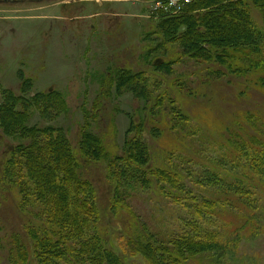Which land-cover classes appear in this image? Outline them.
<instances>
[{
    "label": "rangeland",
    "instance_id": "obj_1",
    "mask_svg": "<svg viewBox=\"0 0 264 264\" xmlns=\"http://www.w3.org/2000/svg\"><path fill=\"white\" fill-rule=\"evenodd\" d=\"M170 1L0 0V264H264V7L248 0L257 39L206 58L185 53L186 24L163 27L197 0ZM57 134L76 160L66 202L23 152L61 162Z\"/></svg>",
    "mask_w": 264,
    "mask_h": 264
},
{
    "label": "trees",
    "instance_id": "obj_2",
    "mask_svg": "<svg viewBox=\"0 0 264 264\" xmlns=\"http://www.w3.org/2000/svg\"><path fill=\"white\" fill-rule=\"evenodd\" d=\"M253 1H256L257 3H262V6L264 7V0H253ZM191 7L192 8L190 10L187 9V12L180 17L181 19L183 18L182 22L179 23L180 18L174 16L172 19L166 18L165 24L163 25V27L165 28L164 30L165 34H167L168 37L171 36L169 38H174V39L179 38L176 35L179 24L184 23L189 27L188 30L183 33V38L181 43V46L184 48L185 53L187 54H191L194 56L195 54L200 53L204 57L210 58L211 55L209 54V51L212 48L218 47V49L219 48L227 49L229 47L228 45L231 44H233V46L239 45L243 40V37L239 35V33L241 34L240 29L245 33L250 32L251 34H255V37L257 39L256 33L258 34V32L256 28H252L249 11L247 9L248 0H197L194 5H191ZM193 9H207V10L198 13L197 14L198 18H197L195 17L194 13H192V15L188 13ZM239 38H241V41H239ZM205 44H207L206 48L204 47L202 48L201 45H205ZM217 56L221 57L219 54H217ZM119 78L121 79V81L126 82L128 85L129 83H136L137 80L136 78H133L132 74H129L124 71L119 75ZM12 122H13V115L10 113L8 114L7 119H5V122H3V125L5 127H8ZM50 132H53L51 135L53 136L54 131H50ZM61 135L62 134H57L54 138V140L55 139L56 140L54 141V143L52 142L54 144V150L57 151L58 155H60L61 162H56V164H54L51 163L52 161L49 160V163L42 164L41 163L43 162L42 150L45 148L44 145L39 144L33 150H32V146L31 147L26 146L25 147L26 149H23V152L24 153L26 152L28 157H30L28 159L32 161L31 163L35 174L34 177L39 179H45V177H47L49 182V187L54 188V190L50 188L48 189L44 188L43 189V194L45 193L44 196L48 197L46 196V193L47 191L50 190L51 197L54 194H57V196H53V197L57 198L62 196L66 202L70 197L69 192L72 190L73 185L77 183L78 178L76 180L75 157L70 149L67 140L65 139L64 136ZM134 141H133L134 143H132V145L129 148V152L131 156L133 155L138 161L140 162L142 161L143 163H145L144 160V157L146 155L145 146L139 140H134ZM83 144H84V148L87 151H91L92 155H97V156L99 155V158L100 155L105 153V151H103V145L100 143V141L89 133H84ZM107 156L108 155H106V157ZM260 161H264L263 157L256 158V162L258 166L260 165ZM60 165L62 166V169L60 168ZM60 175L64 177V180L59 179ZM59 180L63 183L62 186H59ZM59 191H61V193ZM55 198H53V201L56 204L57 201H55ZM75 203L77 204V202ZM247 206L252 207L251 210L254 207L252 203H248ZM67 207H69V205ZM59 219L60 217H58L57 219L55 218V220H57V223L59 222ZM70 230H71L70 233L72 234L78 231L77 235H83L84 223L75 224V227H73ZM201 240L200 239L197 241L196 239L193 240L194 241L193 243L195 245L197 244L200 251L205 250L207 247L208 249L211 250L213 248L218 250V248L219 249L221 248V245H218L217 242L223 243L222 241H217L216 239H212L209 241L207 239H201ZM126 243L129 246L132 245L130 241H126ZM86 246L90 247V244H87ZM99 250L102 252L103 251L102 247H99ZM110 255L112 257V260L116 261L115 256L112 253Z\"/></svg>",
    "mask_w": 264,
    "mask_h": 264
},
{
    "label": "built area",
    "instance_id": "obj_3",
    "mask_svg": "<svg viewBox=\"0 0 264 264\" xmlns=\"http://www.w3.org/2000/svg\"><path fill=\"white\" fill-rule=\"evenodd\" d=\"M189 2H191V0H171L168 3V6H161L160 3H157V8H167L168 10L170 9L169 12L178 13L179 11H181V6Z\"/></svg>",
    "mask_w": 264,
    "mask_h": 264
}]
</instances>
